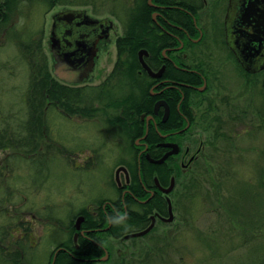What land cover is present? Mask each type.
<instances>
[{
	"label": "flooded vegetation",
	"instance_id": "af4514ba",
	"mask_svg": "<svg viewBox=\"0 0 264 264\" xmlns=\"http://www.w3.org/2000/svg\"><path fill=\"white\" fill-rule=\"evenodd\" d=\"M111 3L122 9L121 34L108 17L94 16L84 9L60 11L52 17L49 53L43 57L47 73L62 85L77 93L100 92L108 105L106 111L93 110L86 118H108L113 112L109 106L113 88L120 78H125L123 85L134 94L120 115V127L116 126L133 150L132 159L116 170L118 197L105 200L90 214L94 221L119 220L123 214L125 221L148 223L143 229H134L133 234L153 222L152 231L159 223H173V195L179 177L192 175L203 169V164L211 163L210 153L216 149L236 150L239 139L256 136L258 117L261 114L264 118V69L258 67L264 56V0ZM127 34H133L144 47L135 52L132 63L119 65L117 41ZM141 51L151 73L141 63ZM242 54L250 56L247 62H243ZM50 102L47 98V108ZM93 102L99 106L96 97ZM166 155L164 163L153 162ZM227 162L232 163L229 157ZM120 168L124 170L117 175ZM170 205L172 222L167 221ZM81 216V229L77 231L74 226L72 239L76 249H80L79 243L89 249L100 247L103 256L71 255L59 244L47 264L107 263L101 259L109 251L99 236L103 235L107 243L109 238L123 241L126 236L109 235L110 228L118 230L120 224L107 222L104 227L91 223L85 228L88 218Z\"/></svg>",
	"mask_w": 264,
	"mask_h": 264
},
{
	"label": "rangeland",
	"instance_id": "374dc122",
	"mask_svg": "<svg viewBox=\"0 0 264 264\" xmlns=\"http://www.w3.org/2000/svg\"><path fill=\"white\" fill-rule=\"evenodd\" d=\"M46 1L21 6L0 28V264H47L59 244L73 239L83 210L92 214L118 197L116 170L133 156L104 115L69 117L54 106L41 114L43 122L32 114L28 101L38 98L27 96L31 68L20 47L48 54L54 14L84 9L122 31V9L111 0ZM247 139L236 150L216 149L211 163L179 177L173 223L141 238H109L101 264H264L261 114L256 136Z\"/></svg>",
	"mask_w": 264,
	"mask_h": 264
},
{
	"label": "trees",
	"instance_id": "16d2710c",
	"mask_svg": "<svg viewBox=\"0 0 264 264\" xmlns=\"http://www.w3.org/2000/svg\"><path fill=\"white\" fill-rule=\"evenodd\" d=\"M39 2L46 4L47 1L45 0H4L2 3V14L0 13V28L2 25H7L10 22V16L14 15V12L16 14V11L19 10L21 6H25L27 4H30L31 2ZM135 25H133L134 27ZM133 29V28H132ZM133 33V31H132ZM133 34H127L125 37H121L117 41V49L119 53V60L117 64H127L132 63L133 58L135 57V52L138 51L140 48L144 47L143 45H140L139 42L133 38ZM21 51L24 55V58L27 60L30 68V83L28 87L27 96L28 97H35L38 98V100L34 101H28V105L30 106L32 110V114H36L39 116L36 120H42L41 114L46 112L47 108V98H50V104L51 106H54L58 109H60L65 115L67 116H76V115H82L86 116L87 113L93 112L95 110L96 112L100 113L104 109L106 111V107L108 106L106 102L103 101L102 96L100 92H93V91H83L81 93H77V91L74 88L62 85L58 81L54 80L46 71V65H45V59H44V53L40 49V47L34 48V47H26V45H21ZM123 79V81H122ZM119 79V84H116L113 88L112 92V101L110 102V105L113 108V111L115 112L116 116L112 119H108V122L113 125L120 127V124L122 122L121 120V113L126 109L127 105L133 100L134 94L128 92L127 88L128 86H124L123 82L125 78ZM127 89V93L125 95L117 93L116 90H123ZM116 89V90H115ZM130 91V89H129ZM130 93V94H129ZM93 97H96V100L99 103V106H96L93 102ZM96 106V107H94ZM88 116V115H87ZM36 117V116H35ZM103 204V203H101ZM101 208V207H100ZM81 215L86 216L88 218V221L84 224L85 228H89V225L91 223L93 224H102V226L107 227V221L99 219L98 221L93 218L90 219V214L88 211L83 210ZM120 221V227L119 229H115L113 226L109 230V235L114 236L115 238H121L125 235H128L133 232L134 229L140 230L147 226L148 223H135L131 220H122L121 218L118 220V218L114 217L112 221ZM71 232H75V228L71 227ZM101 234V233H97ZM102 240V244L106 245V249H109V245L106 242V239L103 235L99 236ZM80 245V249H76V245L71 240L68 243H64L62 246H64L68 251L71 252V255H81V256H94V257H101L103 256V250L100 247H94L92 249H89L83 245ZM68 264V263H67ZM70 264V263H69ZM73 264V263H72Z\"/></svg>",
	"mask_w": 264,
	"mask_h": 264
},
{
	"label": "water",
	"instance_id": "95a60500",
	"mask_svg": "<svg viewBox=\"0 0 264 264\" xmlns=\"http://www.w3.org/2000/svg\"><path fill=\"white\" fill-rule=\"evenodd\" d=\"M110 29V27L108 28V30ZM143 53H145L144 51H141L140 52V59H141V63L143 64V66H144V68L145 69H147L150 73H151V71H150V69L148 68V66L146 65V63H145V61L142 59V55H143ZM258 54H259V52H258ZM243 55V62H247L248 60H249V58H250V56L248 55V54H242ZM258 67L260 68V69H264V56H262L261 57V61H259L258 62ZM153 76H155V77H158L159 75H153ZM175 153L177 152V151H174ZM173 152V153H174ZM168 158V155H166L164 158H162L161 160H158V161H153V162H155V163H157V164H162V163H164L165 162V160ZM122 170H124V168H120L118 171H117V175H119V173L122 171ZM170 190L171 189H169V190H167L166 192L168 193V192H170ZM174 220V215H173V212H172V206L170 205V218L167 220L168 222H172ZM83 221H84V217H79L78 219H77V221H76V224H75V227H76V230L77 231H79L80 229H81V225H82V223H83ZM154 226H155V222H153L152 223V225L151 226H149L146 230H144V231H141V232H138V233H133V234H130V235H126L125 237H124V240H130V239H132V238H140V237H143V236H145V235H147L150 231H152V229L154 228ZM78 235V234H77ZM76 235V236H77ZM108 253H106V255H105V257H103L102 259H101V261H103V262H105V261H107V259H108Z\"/></svg>",
	"mask_w": 264,
	"mask_h": 264
},
{
	"label": "clouds",
	"instance_id": "9594fccd",
	"mask_svg": "<svg viewBox=\"0 0 264 264\" xmlns=\"http://www.w3.org/2000/svg\"><path fill=\"white\" fill-rule=\"evenodd\" d=\"M121 219H122V220L124 219V215H123V214H122V216H121ZM107 222H108L109 224H112V225H115V226H118V225L120 224V221H117V222H115V224H114L113 221L110 220V219H108V218H107Z\"/></svg>",
	"mask_w": 264,
	"mask_h": 264
}]
</instances>
